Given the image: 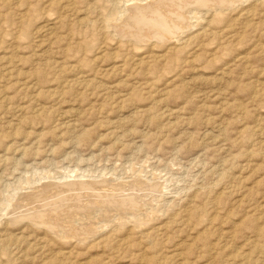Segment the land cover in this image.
<instances>
[{
  "label": "rangeland",
  "instance_id": "1",
  "mask_svg": "<svg viewBox=\"0 0 264 264\" xmlns=\"http://www.w3.org/2000/svg\"><path fill=\"white\" fill-rule=\"evenodd\" d=\"M0 264H264V0H0Z\"/></svg>",
  "mask_w": 264,
  "mask_h": 264
},
{
  "label": "bare ground",
  "instance_id": "2",
  "mask_svg": "<svg viewBox=\"0 0 264 264\" xmlns=\"http://www.w3.org/2000/svg\"><path fill=\"white\" fill-rule=\"evenodd\" d=\"M206 1V0H205ZM194 2V1H193ZM217 4V3H216ZM212 5V4H211ZM144 10V9H143ZM189 10V9H188ZM195 10V9H194ZM150 11V10H149ZM148 11V12H149ZM174 12V11H173ZM178 12V11H177ZM181 14V13H180ZM179 14V15H180ZM135 17V16H134ZM157 19V18H156ZM185 23V22H184ZM177 26V25H176ZM133 30V29H132ZM154 33V32H153ZM157 34V33H156ZM140 36V35H139ZM169 36V35H168ZM137 37V36H136ZM139 39V38H138ZM101 181V180H100ZM99 182V181H98ZM105 183V182H104ZM116 188V187H115ZM118 192V191H117ZM102 199V198H101ZM115 200V199H114ZM73 203V202H72ZM42 208V207H41ZM116 210V209H115ZM104 211V210H103ZM47 214V213H46ZM121 214V213H120ZM39 216V215H38ZM44 217V216H43ZM95 217V216H94ZM53 219V218H52ZM83 220V219H82ZM84 221V220H83ZM44 222V221H43ZM85 223V222H84ZM49 224V223H48ZM136 224V223H135ZM53 227V226H52ZM100 229V228H99ZM143 233V232H142ZM145 234V233H144ZM241 252V251H240ZM184 263V262H183Z\"/></svg>",
  "mask_w": 264,
  "mask_h": 264
}]
</instances>
